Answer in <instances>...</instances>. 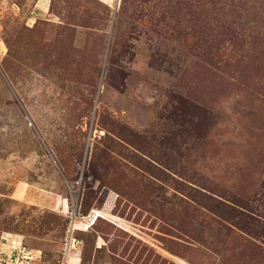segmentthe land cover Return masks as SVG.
<instances>
[{
  "label": "rangeland",
  "instance_id": "obj_1",
  "mask_svg": "<svg viewBox=\"0 0 264 264\" xmlns=\"http://www.w3.org/2000/svg\"><path fill=\"white\" fill-rule=\"evenodd\" d=\"M74 222L67 264H264V0H0V257Z\"/></svg>",
  "mask_w": 264,
  "mask_h": 264
},
{
  "label": "built area",
  "instance_id": "obj_2",
  "mask_svg": "<svg viewBox=\"0 0 264 264\" xmlns=\"http://www.w3.org/2000/svg\"><path fill=\"white\" fill-rule=\"evenodd\" d=\"M75 227L74 225H70L66 230L64 234V241L62 246V261H60L58 264H63V261L65 260V257L67 253L74 250L76 247V244H78V240L74 234ZM19 246V247H18ZM16 246L8 255H6L5 258L0 257V264H14L17 263L20 258L22 259H28L31 258L28 255V252L25 251V248L21 245Z\"/></svg>",
  "mask_w": 264,
  "mask_h": 264
},
{
  "label": "trees",
  "instance_id": "obj_3",
  "mask_svg": "<svg viewBox=\"0 0 264 264\" xmlns=\"http://www.w3.org/2000/svg\"><path fill=\"white\" fill-rule=\"evenodd\" d=\"M74 224H75V228L78 229L79 227L77 226V223L74 222ZM18 237H20V236H18ZM18 240H19V239H18ZM18 240H17V241H16V240H13V242H7V243H5L4 245H5V246H8L9 244H10V245H11V244H13V245H14V244H15V245H18V244L20 243V241H18Z\"/></svg>",
  "mask_w": 264,
  "mask_h": 264
},
{
  "label": "bare ground",
  "instance_id": "obj_4",
  "mask_svg": "<svg viewBox=\"0 0 264 264\" xmlns=\"http://www.w3.org/2000/svg\"><path fill=\"white\" fill-rule=\"evenodd\" d=\"M69 253H67L66 257H65V260L63 261V264H67L68 263V258H69Z\"/></svg>",
  "mask_w": 264,
  "mask_h": 264
}]
</instances>
